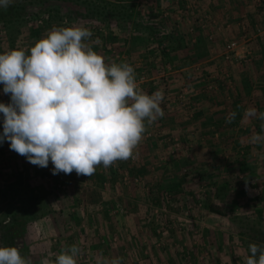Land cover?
I'll return each instance as SVG.
<instances>
[{"label":"rangeland","instance_id":"374dc122","mask_svg":"<svg viewBox=\"0 0 264 264\" xmlns=\"http://www.w3.org/2000/svg\"><path fill=\"white\" fill-rule=\"evenodd\" d=\"M104 1L135 5L149 25L166 24L167 39L160 44L155 34L135 37L131 25L105 17L78 20L74 10L81 1L28 6V0H12L0 13L26 5L28 14L41 15L0 22V54L24 50L30 55L34 28L43 38L53 28L90 29L93 35L85 43L106 65H131L143 93L163 90L165 115L146 125L133 158L108 168L98 165L91 177L75 171L53 175L51 160L41 168L11 150L10 142L0 144V247L11 212L41 197L39 217L25 234L26 258L33 264L44 258L55 264L74 244L80 249L77 264L113 258H121V264H246L249 245H264V142H252L264 130L260 120L244 118L248 108L264 112V0ZM220 2L223 16L243 10L246 20L234 23L237 29L221 24L213 29V7ZM245 75L258 86L253 100L237 110L234 98L248 91L241 82ZM3 87L0 83V103L8 104L11 94ZM230 112L240 115L229 124ZM3 119L0 113V134ZM259 144L261 154L251 150ZM198 159L211 167H199ZM208 172L216 181L203 177Z\"/></svg>","mask_w":264,"mask_h":264},{"label":"clouds","instance_id":"9594fccd","mask_svg":"<svg viewBox=\"0 0 264 264\" xmlns=\"http://www.w3.org/2000/svg\"><path fill=\"white\" fill-rule=\"evenodd\" d=\"M11 3L0 0V8ZM92 35L82 27L53 28L30 55L24 50L0 54V83L3 93L11 94L10 103H0V144L10 142L11 150L41 168L51 160L53 175L75 171L91 177L98 165L108 168L133 158L146 125L165 115L163 90L143 93L131 65H106L85 43ZM236 115L230 112L226 123ZM244 118L260 120L264 130V112L248 108ZM252 142H264V135H254ZM249 250L246 264H264V245L251 243ZM79 254L74 244L56 257L55 264H77ZM0 264L33 261L16 247H0ZM104 264H121V258Z\"/></svg>","mask_w":264,"mask_h":264},{"label":"trees","instance_id":"16d2710c","mask_svg":"<svg viewBox=\"0 0 264 264\" xmlns=\"http://www.w3.org/2000/svg\"><path fill=\"white\" fill-rule=\"evenodd\" d=\"M29 5H37L41 6V0H28ZM75 2L81 1V4L76 5V9L74 10V15L76 19L82 20L87 19L89 17H105L106 19H111L114 21H120V22H126L128 25H131V29L133 28L134 35L141 36L143 34H155L157 38H160V44L164 43V40L167 39L166 34L163 31V28L166 26L162 24V28H154L153 26L149 25V22L146 21V19L141 16L143 15L141 12L136 11L135 5H128L125 6L123 4H112L105 2L102 0V2L98 0V3H93L92 0H74ZM119 1V0H117ZM74 3V2H72ZM122 3V2H121ZM50 7L54 5L52 2L49 3ZM26 5H16L12 7L11 9L7 10L4 13H0V22L12 24L17 19H22L24 16L26 18L34 17V16H40L41 14L29 13L28 14V8ZM53 9V7H51ZM50 11H46V13H49ZM60 12L57 13L62 19L63 16H60ZM44 20H47L43 17ZM35 22V21H34ZM38 27V26H37ZM157 31V32H156ZM160 31V32H158ZM158 34V35H157ZM134 37V38H135ZM32 38L35 39V41H32L33 44L37 43L41 39H43V34L41 29L34 28ZM133 38V39H134ZM125 41L127 42V39L125 37ZM234 104L237 106V110L242 109L243 101L240 97H236L234 99ZM203 112L199 111V115H202ZM237 115H240L239 113H236ZM223 118L221 119V121ZM141 173V170H137V174ZM142 174V173H141ZM41 197L35 198L30 202L28 205L24 204L21 208H15L13 212H11V220L9 222V225L4 227V231L2 230V240H3V247H16L19 249L20 254L22 257L26 258L27 254L30 255L29 247L27 246L25 242V234L27 233V225L32 222L34 219L39 217V214L37 213V205L40 203ZM210 210L214 213H222L220 210H218L215 207L209 206Z\"/></svg>","mask_w":264,"mask_h":264},{"label":"crops","instance_id":"0c3cea01","mask_svg":"<svg viewBox=\"0 0 264 264\" xmlns=\"http://www.w3.org/2000/svg\"><path fill=\"white\" fill-rule=\"evenodd\" d=\"M221 6V2L220 3H217L214 7H213V9H214V11L213 12H215V14H216V16H214V18H213V21H212V25H214L213 26V29L215 28V27H217L219 24H221V25H226L227 27H228V30H231V28L232 27H234V23H236V22H238V21H242V22H244L245 20H246V18H244V15H243V10H240L239 12H237V13H235L234 15H232L230 18L229 17H227V15H221V13H219V12H223V9L220 7ZM210 11V10H209ZM244 18V19H243ZM225 19H226V21H225ZM238 19V20H237ZM256 21V20H255ZM233 23V24H232ZM235 29H237V27L235 26L234 27ZM213 51V50H212ZM242 71H244V70H242ZM242 73V72H241ZM240 77V76H239ZM241 78V77H240ZM247 76L245 75V77H243V78H241V82L242 83H244L243 84V87H244V89L245 88H247L248 89V91H247V89H246V93L244 92H242L241 90H240V95H238L241 99H242V101H243V103H247V101H250V100H253V98L254 97H252V94H253V92H254V89L253 88H256L257 86H258V84H254V81H252L251 83H250V81L248 82L247 81ZM247 81V85L248 86H246L245 85V83H246V81ZM244 81V82H243ZM253 85H254V87H253ZM243 89V90H244ZM256 92V91H255ZM234 96H235V94H234ZM252 97V98H251ZM235 99V98H234ZM193 101V100H192ZM210 104H211V107H214L215 105H217V99L215 98L214 100H212V102H210ZM199 110V108H197L196 109V112ZM180 112H184L183 110L182 111H180ZM190 112V111H189ZM192 112H195V110H193ZM186 113V112H185ZM190 114V113H189ZM191 115H192V113H191ZM181 116L183 117V115L181 114ZM176 119H179V117H175ZM246 147H248L247 145H245ZM212 147V146H211ZM217 147V150H219L218 149V145L216 146ZM214 149V147H212L211 148V150H213ZM252 151H255V152H258V153H260L261 154V152H263V147L259 144V145H257V146H255V147H253L252 149H251ZM207 154H208V152H207ZM258 156V159H259V161L262 159V157L259 155V154H257ZM209 156H211L212 157V154H208V157ZM198 161L201 163H197V164H199V167H202V168H205V165H206V161L207 160H199L198 159ZM256 161H258V160H256ZM262 161H263V159H262ZM252 163V162H251ZM256 165H257V163L256 164H254V166L256 167ZM206 166H210L211 167V163H208ZM252 167V166H251ZM231 168V167H230ZM253 173H251V175H252ZM203 175V177L204 176H206L207 175V177H209L210 176V178H211V180L212 181H216V179H217V175L216 176H214L213 174H212V172H208V174H202ZM200 179V178H199ZM226 182V181H225ZM227 183V182H226ZM194 187H196V184H194Z\"/></svg>","mask_w":264,"mask_h":264},{"label":"built area","instance_id":"2783aa9c","mask_svg":"<svg viewBox=\"0 0 264 264\" xmlns=\"http://www.w3.org/2000/svg\"><path fill=\"white\" fill-rule=\"evenodd\" d=\"M232 47H233V46H229V49H232ZM229 57H230V56H229ZM229 57H228V58H229Z\"/></svg>","mask_w":264,"mask_h":264}]
</instances>
